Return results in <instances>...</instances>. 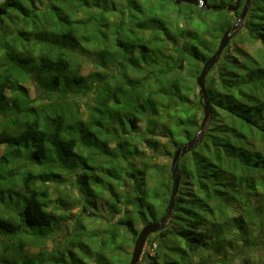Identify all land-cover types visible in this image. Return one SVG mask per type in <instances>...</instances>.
Wrapping results in <instances>:
<instances>
[{"label": "trees", "instance_id": "obj_1", "mask_svg": "<svg viewBox=\"0 0 264 264\" xmlns=\"http://www.w3.org/2000/svg\"><path fill=\"white\" fill-rule=\"evenodd\" d=\"M241 12L170 0H0V264L52 262L25 244L69 218L50 194L52 182H69L63 173L95 199L90 185L109 193L120 216L113 228L133 231L167 214L171 164H150L156 155L173 159L199 133L196 78ZM234 41L207 77L209 121L180 160L173 212L142 264H254L248 250L264 254V0H252ZM257 43L263 50L241 47ZM26 82L53 86L42 91L50 105L32 106ZM137 142L153 154L140 151V166ZM101 158L108 161L95 166ZM10 171L16 177L5 182ZM96 263L108 264L102 255Z\"/></svg>", "mask_w": 264, "mask_h": 264}, {"label": "rangeland", "instance_id": "obj_2", "mask_svg": "<svg viewBox=\"0 0 264 264\" xmlns=\"http://www.w3.org/2000/svg\"><path fill=\"white\" fill-rule=\"evenodd\" d=\"M243 5L244 4L241 3V10ZM158 8H160V5H158ZM235 37L232 39L230 44L234 43L240 45L239 42L234 41ZM241 47L246 52H254L260 49L263 50L260 43L251 45L248 44L244 46L241 45ZM261 53L264 55V50ZM91 70L92 65L85 63L82 73L86 75ZM23 86L28 89L30 98L33 99L32 106H34L37 110L50 105L51 99H49L48 96L43 95L42 91L43 89L51 91L53 86L49 84L45 86L46 88L39 87L32 82H26ZM7 95L10 97L12 96L11 92H8ZM79 99L82 100V102L87 100L86 98ZM4 117V115L0 114V128L5 123ZM140 128L143 132L145 129L144 121L140 124ZM136 144L138 146V157H136V160L134 161L140 166L141 162L139 159L144 157L139 154L140 151L144 150L147 155L150 156L153 154L149 149L147 150L144 148L140 142H137ZM4 151L5 145H0V157H2ZM99 161L95 166L105 164L106 161H108V158H101ZM167 163L172 164V159L156 155L150 166H161ZM14 176L15 174L13 171L7 172L3 176L4 181L6 180L5 182H8V180H13ZM61 179L62 180L60 181L67 180L69 182H65L64 184H61L60 182L59 184L57 182L51 183L52 188L50 190V194L52 195L53 200L52 208H54L58 214H62L69 218L55 225L52 231L48 232L43 240L40 241L38 239H33L32 241H28L25 244L26 252H28L29 255L32 254L34 257L42 256L45 259L54 255L52 262H48L46 264H62L56 262V260L61 257L66 260V264H71L69 251L72 252L73 257L81 259L80 261L82 264H97L96 259L98 255H102L108 264H130L136 239L145 225L137 224L133 231H129L126 227L120 225H116L113 228V224L119 222L120 216L115 214L112 210L110 211L109 205L107 204V199L109 200L108 192H103L104 189H101L99 186L96 187L90 185L96 195H98V198L95 199L92 196H89L81 187L75 186V177L68 180L69 176L63 173ZM159 179V176H153L149 180L153 183H157ZM124 191L125 189L122 193H124ZM130 208L131 206H125L124 213ZM116 227L118 228L117 232L120 236H116L115 240L112 241L110 239V232ZM154 240L155 238L153 235L148 238L145 244L144 252L150 249V242H153V247L156 246ZM2 251V246L0 244V255ZM142 256L138 264L143 263ZM247 257L254 264H262L264 262V254L257 249L248 250ZM242 260V257L236 258L234 259V263L241 264Z\"/></svg>", "mask_w": 264, "mask_h": 264}, {"label": "water", "instance_id": "obj_3", "mask_svg": "<svg viewBox=\"0 0 264 264\" xmlns=\"http://www.w3.org/2000/svg\"><path fill=\"white\" fill-rule=\"evenodd\" d=\"M170 1H173L176 4L187 3L191 5H198L208 11H216L218 9H223L230 12L238 11L241 8V3H242V0H237L235 4H231V5L210 6L207 4L205 0H170ZM251 2L252 0L245 1L238 21L232 28L228 29L223 34L216 52L206 61L201 73L196 78V84L199 88V95L200 97H202L204 101V111H205L204 121L197 136L192 141L182 145L175 151L171 164V174L173 177V193L168 206V212L158 222L149 223L141 229L134 245L130 264H138V262L141 259V256L143 255L145 244L148 238L151 235L160 232L168 224V221L174 209V204L181 181L180 160L187 153L195 149L197 145L201 142L203 132L206 128V125L211 115V102L207 90V77L210 74L212 68L216 66V64L222 57L225 49L230 45L232 39L242 30L244 21L251 6Z\"/></svg>", "mask_w": 264, "mask_h": 264}]
</instances>
